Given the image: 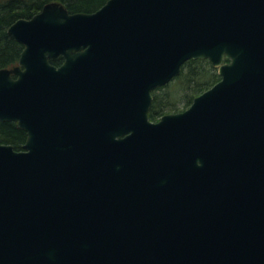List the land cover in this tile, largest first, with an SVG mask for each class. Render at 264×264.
<instances>
[{"label": "water", "instance_id": "95a60500", "mask_svg": "<svg viewBox=\"0 0 264 264\" xmlns=\"http://www.w3.org/2000/svg\"><path fill=\"white\" fill-rule=\"evenodd\" d=\"M8 32L0 264H264V0L51 1ZM189 59L220 80L150 119Z\"/></svg>", "mask_w": 264, "mask_h": 264}, {"label": "trees", "instance_id": "16d2710c", "mask_svg": "<svg viewBox=\"0 0 264 264\" xmlns=\"http://www.w3.org/2000/svg\"><path fill=\"white\" fill-rule=\"evenodd\" d=\"M51 1L63 3L69 12H93L107 0H0V69L15 66L20 59L23 45L9 32V26L18 18H30ZM61 64V56L51 60ZM220 76L208 59H190L183 65L181 73L170 83L154 90V100L149 112L152 120L166 113L177 112L188 107L195 96L213 86ZM27 132L15 121L0 119V143H10L16 149L22 148Z\"/></svg>", "mask_w": 264, "mask_h": 264}, {"label": "rangeland", "instance_id": "374dc122", "mask_svg": "<svg viewBox=\"0 0 264 264\" xmlns=\"http://www.w3.org/2000/svg\"><path fill=\"white\" fill-rule=\"evenodd\" d=\"M184 109H186V107H180V109L178 110V111H181V110H184Z\"/></svg>", "mask_w": 264, "mask_h": 264}]
</instances>
